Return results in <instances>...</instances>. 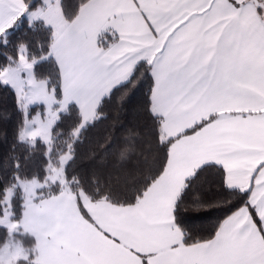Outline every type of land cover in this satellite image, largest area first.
Masks as SVG:
<instances>
[{"label":"crops","instance_id":"crops-1","mask_svg":"<svg viewBox=\"0 0 264 264\" xmlns=\"http://www.w3.org/2000/svg\"><path fill=\"white\" fill-rule=\"evenodd\" d=\"M23 7L0 0V31ZM43 9L38 20L55 32L62 109L75 104L83 125L91 122L147 60L155 112L175 140L162 175L135 205L69 190L26 200L19 226L34 237L39 264H264V18L252 0H90L71 22L59 1ZM103 32L118 36L106 50ZM211 164L223 167L231 188H252L258 222L243 208L213 240L184 246L173 206L186 181Z\"/></svg>","mask_w":264,"mask_h":264},{"label":"trees","instance_id":"trees-1","mask_svg":"<svg viewBox=\"0 0 264 264\" xmlns=\"http://www.w3.org/2000/svg\"><path fill=\"white\" fill-rule=\"evenodd\" d=\"M89 1L60 0L64 20L73 21ZM252 1L264 18V0ZM23 3L33 11L43 5V0H23ZM54 38L52 26L42 20L31 22L25 16L17 17L0 34V74L6 68L16 67L24 50L27 61L34 63V79L47 85L56 100L53 110L59 111L49 143L41 139L24 140L21 135L27 121L38 112L44 113L46 106L23 108L13 87L0 79V218L5 216L7 192L13 190L10 203L13 222H20L25 208L24 193L19 186L23 181L47 183L37 191L35 202L69 190L76 195L83 192L93 202L137 204L162 175L175 140L165 135L163 118L155 112L153 67L147 60L140 61L128 79L102 100L91 122L83 125L81 111L75 104L62 109L61 72L51 49ZM117 40V34L103 32L99 35V48L106 50ZM213 119L186 133L197 131ZM66 156L69 158L64 165L65 184L49 182L51 171L61 168ZM251 193V187L231 188L219 165L199 168L186 181L173 206L182 245L213 240L223 223L243 208H248L258 222L250 203ZM10 242L19 243L27 254L16 264H39L34 237L21 227L11 232L0 224V252Z\"/></svg>","mask_w":264,"mask_h":264},{"label":"rangeland","instance_id":"rangeland-1","mask_svg":"<svg viewBox=\"0 0 264 264\" xmlns=\"http://www.w3.org/2000/svg\"><path fill=\"white\" fill-rule=\"evenodd\" d=\"M58 1L60 6V0H43V6H40L38 8V11L35 13L28 10L24 5L17 17L25 16L29 20L35 19V21H38V19H40V15L44 10L43 8L50 7L56 4V2ZM16 18L10 24H8L6 28L2 29L0 31V34L5 33V31H7L8 28L13 25ZM33 65L34 63L27 61L24 50H22L20 53V60L18 65L16 67L6 68L5 70H3L0 74V79L13 87L23 108L28 109L38 104H44L46 106V110L44 113L38 112L35 116L27 121L26 129L23 131L21 136L24 140L30 142H33L35 139H41L49 143L51 141V129L55 120L57 119L59 111L53 110V106L56 104L53 93L45 88L44 82H38L34 79L32 73ZM68 158L69 157L67 156L63 157V166L59 169H53L51 171L50 175L48 176L49 182H61L62 184H65L64 165L66 164ZM46 185L47 183H42L38 180L23 181L19 183V186L24 193L25 202L26 200L28 201L32 198L35 201V199L39 196L37 191ZM81 193L84 194L83 192H80L79 194ZM13 195V190H9L7 192V197L5 200V216L0 218V224L8 227L11 232L16 231V229L20 227L19 222H13L10 219L12 216L10 203ZM25 258H27V254L24 248L19 243L10 242L0 252V260L2 264H16L19 259Z\"/></svg>","mask_w":264,"mask_h":264},{"label":"snow or ice","instance_id":"snow-or-ice-1","mask_svg":"<svg viewBox=\"0 0 264 264\" xmlns=\"http://www.w3.org/2000/svg\"><path fill=\"white\" fill-rule=\"evenodd\" d=\"M262 224H264V221H261Z\"/></svg>","mask_w":264,"mask_h":264}]
</instances>
